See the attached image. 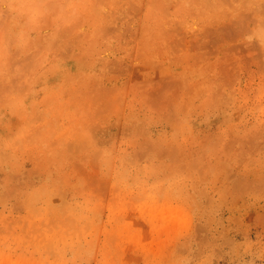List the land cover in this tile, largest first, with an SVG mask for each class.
Listing matches in <instances>:
<instances>
[{"label": "rangeland", "instance_id": "rangeland-1", "mask_svg": "<svg viewBox=\"0 0 264 264\" xmlns=\"http://www.w3.org/2000/svg\"><path fill=\"white\" fill-rule=\"evenodd\" d=\"M0 264H264V0H0Z\"/></svg>", "mask_w": 264, "mask_h": 264}]
</instances>
